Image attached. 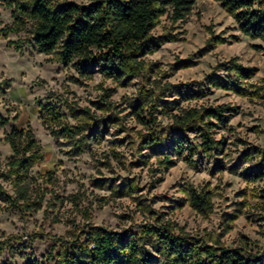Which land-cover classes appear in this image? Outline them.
Instances as JSON below:
<instances>
[{
    "label": "rangeland",
    "instance_id": "374dc122",
    "mask_svg": "<svg viewBox=\"0 0 264 264\" xmlns=\"http://www.w3.org/2000/svg\"><path fill=\"white\" fill-rule=\"evenodd\" d=\"M23 1L0 0V32L12 25L14 4ZM31 31L27 24L0 36V116L8 120L0 131V189L8 196L0 195V264H56L66 243L83 241L92 227L138 236L159 222L176 234L228 249L264 247V179L245 178L264 164V93L258 90L264 80V41L244 36L220 1L196 0L183 21L161 18L153 35L168 40L144 59L146 71L116 83L98 71L86 78L54 54L38 53ZM232 59L255 72L243 84L248 96L210 82L211 75L232 78L219 68ZM187 90L201 97L184 101ZM39 102L56 105L62 121L81 127L85 136L68 141L58 126H44ZM172 102L169 114L160 112ZM150 105L158 109L154 129L164 142L143 150L142 137L150 130L135 114L143 107L142 116L148 117ZM219 105L235 109L230 122L214 130L215 139L224 142L219 152L211 158L200 152L196 167L181 158L162 168L158 161L169 145L170 115L178 114L177 107ZM13 129H30L43 155L28 172L24 200L7 165L12 150L4 133ZM95 131L101 140L92 142ZM183 135L194 145L200 141L194 129ZM190 188L210 194V212L191 207L185 192Z\"/></svg>",
    "mask_w": 264,
    "mask_h": 264
},
{
    "label": "trees",
    "instance_id": "16d2710c",
    "mask_svg": "<svg viewBox=\"0 0 264 264\" xmlns=\"http://www.w3.org/2000/svg\"><path fill=\"white\" fill-rule=\"evenodd\" d=\"M217 1L234 18L244 36L264 41V0ZM87 2L54 5L50 0H26L15 3L13 23L2 30L0 36L8 37L30 24L38 53L54 54L65 65L73 64L78 73L86 78L98 71L104 78L122 83L126 77L144 73L147 69L144 59L167 42V38L153 35L161 18L166 17L173 23L183 21L196 0ZM219 68H224L232 78L225 81L211 75L210 82L213 86L230 90L240 96L249 95L243 84L253 78V69L237 64L236 59L222 64ZM258 90L264 93V80ZM182 96L184 101H190L200 98L201 93L187 90ZM157 101L152 99L151 103ZM164 104L160 112L169 114L168 105H175V102ZM138 106L137 104L135 109ZM155 107L156 105H150L148 117L142 116L145 112L143 107L135 114L138 121L150 130L142 137L143 150L164 142L154 129L158 123L154 116V111H158ZM39 109L43 125L58 126V132L63 139L71 141L78 136H85H81V127H72L62 121L56 105L39 102ZM177 110L178 114L170 115L172 125L166 135L169 145L160 154L158 161L164 169L175 166V162L181 158H185L188 165L196 167L194 158L200 152L207 158L217 154L224 142L215 139L214 130L219 126H226L232 119L230 112L235 111L227 105L200 110L177 107ZM7 123L8 120L0 116V131ZM188 128L198 133L200 141L196 145L183 135V131ZM4 134V140L12 150V156L7 163L9 174L14 177L16 186L22 193L21 199L24 200L28 172L43 159L41 147L30 129H13ZM100 140L99 131H95L90 137L92 142ZM251 155L246 154L247 158H251ZM220 168V165L216 167L217 170ZM245 178L251 182L264 179V164L257 170L246 173ZM129 188L131 192L135 190L132 186ZM185 192L191 207L198 213L206 214L212 210L210 194L198 193L193 188ZM1 194L8 198L0 189ZM260 198L264 200V190L260 192ZM56 264H264V247L228 249L189 235L176 234L168 224L160 222L155 226L145 227L143 234L138 236L92 227L83 241L75 238L66 243Z\"/></svg>",
    "mask_w": 264,
    "mask_h": 264
}]
</instances>
